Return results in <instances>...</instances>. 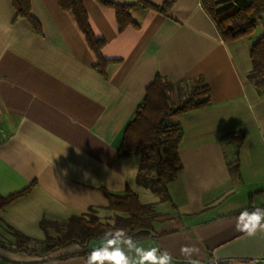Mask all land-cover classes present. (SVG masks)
I'll use <instances>...</instances> for the list:
<instances>
[{
    "label": "crops",
    "instance_id": "0c3cea01",
    "mask_svg": "<svg viewBox=\"0 0 264 264\" xmlns=\"http://www.w3.org/2000/svg\"><path fill=\"white\" fill-rule=\"evenodd\" d=\"M79 1L92 35L104 42L100 54L109 63L102 67L57 0H27L25 14L0 0V196L28 188L0 208L10 227L37 238L41 219L61 223L89 208L105 210V191L138 195L139 159L119 157L118 148L156 76L179 87L201 76L209 102L173 117L183 133L181 169L167 185L169 200L152 201V234L86 248L71 242L47 253L0 245V264H236L264 257V229L246 227L249 213L264 210V92L246 77L264 12L251 34L223 40L200 0H147L169 5L163 13L134 5L133 23L123 29L112 7ZM237 132L243 141L235 150Z\"/></svg>",
    "mask_w": 264,
    "mask_h": 264
},
{
    "label": "trees",
    "instance_id": "16d2710c",
    "mask_svg": "<svg viewBox=\"0 0 264 264\" xmlns=\"http://www.w3.org/2000/svg\"><path fill=\"white\" fill-rule=\"evenodd\" d=\"M63 10L71 11L79 29L98 58V65L109 63L101 57L103 40L95 38L87 24V16L79 0H57ZM115 11L119 29L132 24L129 11L134 5L146 9L164 12L169 3L154 5L147 0H136L129 4H116L97 0ZM14 8L25 14L27 0H11ZM202 8L213 20L223 40H232L251 34L257 17L264 12V0H200ZM251 69L246 77L252 81L258 93L264 92V33L249 46ZM209 102V88L201 76L191 79L185 86L179 87L168 80L156 76L145 88L142 101L135 109L133 118L126 124L118 148L119 157L135 156L139 158L135 182L149 189L160 201H168V183L173 181L181 169L178 155L182 139L181 125L173 121L176 115L203 107ZM243 141V133L237 132L230 142L235 150ZM28 188L0 196V208L25 194ZM106 209L115 214L114 222L103 221L97 215V208L88 212L70 215L64 222L39 221L46 231L51 227L56 236H48L41 252L47 253L71 242L86 248L91 241H134L152 234L150 220L154 215L152 203H143L133 190L123 192L105 191ZM20 242L19 247L27 251L34 239L18 230H13ZM37 245V243H36ZM37 247V246H36Z\"/></svg>",
    "mask_w": 264,
    "mask_h": 264
},
{
    "label": "rangeland",
    "instance_id": "374dc122",
    "mask_svg": "<svg viewBox=\"0 0 264 264\" xmlns=\"http://www.w3.org/2000/svg\"><path fill=\"white\" fill-rule=\"evenodd\" d=\"M263 22H264V17H262ZM262 29V25L260 22H258V27L256 33H260ZM173 120V118H172ZM135 158L139 159L137 155H135ZM141 188V189H140ZM138 192V198L141 202L143 203H152L153 200L157 197L154 193H152L149 189H146L142 186L137 188ZM97 215L100 217L101 220L103 221H108L110 223L114 222L115 219V214L107 209L99 211ZM4 213L0 211V245H3L5 247L7 246H14L15 244L20 245V242L16 238L15 234L13 233V230H16L12 227H10L6 222L5 219L3 218ZM36 229L34 230V235H37V238H33L35 244H30L28 247L29 249H34L36 248L37 251H40L45 247L46 244V238L48 236H56L57 233L48 227V231H41L40 227L34 226ZM37 243V245H36ZM37 246V247H36Z\"/></svg>",
    "mask_w": 264,
    "mask_h": 264
},
{
    "label": "clouds",
    "instance_id": "9594fccd",
    "mask_svg": "<svg viewBox=\"0 0 264 264\" xmlns=\"http://www.w3.org/2000/svg\"><path fill=\"white\" fill-rule=\"evenodd\" d=\"M257 226L264 229V210H256L250 215V232L254 231ZM249 227V225H246Z\"/></svg>",
    "mask_w": 264,
    "mask_h": 264
},
{
    "label": "built area",
    "instance_id": "2783aa9c",
    "mask_svg": "<svg viewBox=\"0 0 264 264\" xmlns=\"http://www.w3.org/2000/svg\"><path fill=\"white\" fill-rule=\"evenodd\" d=\"M5 135H6L5 132L0 127V136L4 137ZM253 213L254 212L248 214L249 226H250V215ZM203 264H227V263L225 261H222V260L212 259V260L205 262ZM236 264H264V257L257 258V259L251 260V261H243V262L236 263Z\"/></svg>",
    "mask_w": 264,
    "mask_h": 264
}]
</instances>
